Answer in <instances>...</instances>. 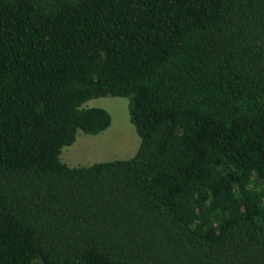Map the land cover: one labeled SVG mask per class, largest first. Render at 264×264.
<instances>
[{"label": "trees", "instance_id": "trees-1", "mask_svg": "<svg viewBox=\"0 0 264 264\" xmlns=\"http://www.w3.org/2000/svg\"><path fill=\"white\" fill-rule=\"evenodd\" d=\"M0 264H264V0H0Z\"/></svg>", "mask_w": 264, "mask_h": 264}, {"label": "rangeland", "instance_id": "rangeland-1", "mask_svg": "<svg viewBox=\"0 0 264 264\" xmlns=\"http://www.w3.org/2000/svg\"><path fill=\"white\" fill-rule=\"evenodd\" d=\"M87 107L103 108L112 117V125L99 135L80 132L74 145L64 148L62 160L72 167L132 158L141 139L131 123L130 99L104 97L90 100Z\"/></svg>", "mask_w": 264, "mask_h": 264}]
</instances>
